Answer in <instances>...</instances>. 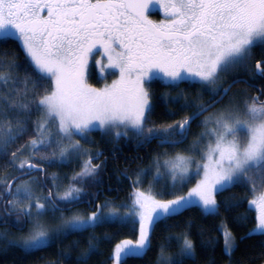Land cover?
<instances>
[{
  "label": "rangeland",
  "instance_id": "374dc122",
  "mask_svg": "<svg viewBox=\"0 0 264 264\" xmlns=\"http://www.w3.org/2000/svg\"><path fill=\"white\" fill-rule=\"evenodd\" d=\"M217 1L222 3V0ZM228 2L232 6L226 9L225 16L235 18L237 29L224 28L213 35L214 40L194 38L187 56L192 54L193 61L200 63V68L186 70L176 64L180 54L176 49L167 48V52L160 51L156 57L148 59L142 55L144 48L134 50L121 39L110 42L112 27L120 32L118 37L124 29H142V26L147 33L153 30L184 31L186 17L190 15L184 0H160L155 7L160 17L147 15L142 19L135 18L121 7V0H0V37L16 39L34 67L53 82L52 91L40 101L39 137L29 142L23 154L41 144L44 138L55 135V127L48 126L52 121L58 134L71 145L70 149L63 150V157L81 168L87 160V152L79 150L76 135L99 130L117 139L141 133L149 108L146 82L159 79L164 83L180 80L206 83L222 70L243 67L249 46L264 43V0ZM114 3L119 5L118 8ZM97 7L101 8L100 11ZM86 9L92 11L88 13ZM102 11L109 17L108 22L102 25L96 19L91 20ZM55 16L65 21L83 18L86 21L79 29L76 25L64 27L67 35L56 38L41 30L43 22L40 23ZM198 22L194 20L193 24L198 27ZM69 34L76 39L72 40ZM165 39L172 47L183 45V36L179 32ZM76 44L87 51L84 63L78 68L75 64L79 59L68 53ZM93 70L100 79L99 85H87L79 79L78 74L89 82ZM198 123L202 129L199 138L188 144L186 153L178 151L155 161L150 168L153 181L159 179L162 185L176 184L179 189L184 188L175 197L165 198L147 190L134 189L129 205H116L102 199L97 201L93 210L76 207L63 211L45 204L48 198L35 176L20 180L14 186L13 202L20 204L29 222L25 232L17 236V243L25 249H34L47 244L58 232L83 229L101 221L134 218L139 223L136 240L123 239L113 249L112 264H119L126 255L145 252L153 223L158 218L177 212L188 204L198 205L205 212H214L215 192L244 179L250 169L264 161V101L241 105L228 101L202 115ZM8 138L0 136L3 142ZM1 140L0 146L3 144ZM91 169L86 167L74 175L85 176ZM78 192V188L69 184L59 188L57 197L70 200ZM249 206L255 211L257 220L253 232L264 233V193H252ZM220 231L224 250L229 255L234 238L223 223ZM183 252L193 254L187 238L183 240ZM172 260L171 255L160 254L157 264H171Z\"/></svg>",
  "mask_w": 264,
  "mask_h": 264
},
{
  "label": "trees",
  "instance_id": "16d2710c",
  "mask_svg": "<svg viewBox=\"0 0 264 264\" xmlns=\"http://www.w3.org/2000/svg\"><path fill=\"white\" fill-rule=\"evenodd\" d=\"M257 62H261V74L256 72ZM76 65L78 68L79 64ZM89 76L88 85L100 84L94 70ZM236 79L239 81L216 106L228 101L236 105L254 102L255 96L264 100V43L249 46L243 67L222 70L210 82L164 83L159 79L146 82L149 108L141 133L117 139L99 130L76 135L79 150L87 152L85 165L79 168L74 161L63 157V150L70 149L71 145L58 134L52 121L48 126L55 127V135L44 138L41 144L23 154L29 142L39 137L40 101L52 91L53 82L34 67L16 39L0 37V136L9 137L5 142L0 139L3 142L0 146V217L12 223L0 227V264H112L116 244L123 239L136 240L137 220L101 221L83 229L58 232L47 244L25 249L16 240L25 232L29 221L19 204L13 202L14 186L20 180L35 176L48 198L45 204L62 207L63 211L76 207L93 210L102 199L116 205H129L134 189L165 198L175 197L184 188L179 189L176 184L162 185L159 179L153 181L150 168L155 161L178 151L186 153L188 144L199 138L201 116L191 124L184 142L162 144L158 140H179L182 137L177 131L180 123L218 98ZM95 156L97 160L93 161L91 169L88 161ZM28 163L42 167L43 174L28 168ZM86 167L92 171L75 177L74 174L81 169L83 172ZM69 184L79 192L70 200H59L57 191ZM254 192L264 193V161L250 169L244 179L215 192L214 212L188 204L155 220L145 252L126 255L119 264H157L160 254L171 255V264H263L264 233L253 232L257 220L249 206ZM24 219L26 226L19 229ZM221 223L234 238L229 255L224 250ZM185 238L191 242V256L183 252Z\"/></svg>",
  "mask_w": 264,
  "mask_h": 264
},
{
  "label": "flooded vegetation",
  "instance_id": "af4514ba",
  "mask_svg": "<svg viewBox=\"0 0 264 264\" xmlns=\"http://www.w3.org/2000/svg\"><path fill=\"white\" fill-rule=\"evenodd\" d=\"M159 1L160 0H158V3ZM228 1L229 0H222V3H220L217 0H184L186 7L190 9V15L186 17L187 19L184 24L187 28H185L184 31H175V32L181 33L183 36V45H180L178 47L176 46L172 47L171 44L167 43L165 39L166 37H168L169 35L175 32H172V31L164 32L161 30H153V31H150V33H147L144 30L143 26H142V29L140 28H137L134 30H131V28L124 29L121 31L122 33V35H120L121 37L117 36V33L120 34V32H118L116 29L114 30L112 27V40L110 42H113L114 40H117V39H121V41L128 43L129 46L134 50L144 48V53L142 55H144L145 58L148 57V59H150L151 57H156L160 53V51L164 50L167 52L168 51L167 48L174 49V50L176 49L180 51L179 58L176 64H178L181 69L186 68L187 70L188 68L192 67L197 70L200 68V63L193 61L191 57L192 54L190 55L191 58L187 56V51L192 50L194 38H205V39L212 38L213 39V35L222 31L224 28L237 29L235 18L233 17L228 18L225 16L226 9L227 8L229 9L232 6ZM114 6L118 8L119 5L117 3H114ZM120 6L123 7L125 10H127L124 5V0H121ZM156 6L157 5H155L151 9V11L141 16H134V17L142 19V18H145L147 15H152V14L160 15L159 14L160 12L158 11V9L157 11L155 10ZM100 9H101L100 7H97L98 11H100ZM91 11L92 10L86 9V12L88 13H90ZM194 15L196 16L194 20L199 21L198 23H200L198 27H196V25L193 24ZM239 17L243 19L242 14H240ZM108 18L109 17L104 15L102 11V12L96 13V15L93 16V18L91 17V20L93 21L97 20L102 25H104L103 22H108L109 21ZM84 21H86L85 18L77 20V21L75 20L65 21L61 17L55 16L54 18L46 19V21L42 20L40 21V23L43 22V24L41 25L43 29L41 30H43L45 33H48L49 36H55L56 38L58 37L61 38L62 36H66L68 33L67 30L65 31L66 27L76 25V28L79 29L82 26H84V24H82ZM145 23L147 22L145 21ZM33 25L39 26L38 23H33ZM109 25L112 26L111 23ZM71 36H72L71 38L72 40L76 39L73 37V35ZM68 41H71V40H68ZM132 42H134V45H132ZM82 49L83 48L81 47V45L76 44L75 47H73L72 50L68 52L69 55L71 56L75 55L77 59L79 58V62H78L79 65H82V62L84 63V60L87 56V51H83ZM181 50H184V52H182ZM58 53H55V54H58ZM176 64L172 66L175 67ZM150 70H154V69H150ZM78 77L83 83L88 85L87 80L84 79L83 76L78 74ZM97 154L100 155L99 151L97 152ZM95 160H97V156L93 157L92 159H89L88 162L91 167L94 166L93 161ZM25 222H27L26 219L23 220V226L18 227V228L19 229L24 228L26 226ZM5 223L12 224L10 221L6 222L5 220H3V218L0 217V227L3 226Z\"/></svg>",
  "mask_w": 264,
  "mask_h": 264
},
{
  "label": "water",
  "instance_id": "95a60500",
  "mask_svg": "<svg viewBox=\"0 0 264 264\" xmlns=\"http://www.w3.org/2000/svg\"><path fill=\"white\" fill-rule=\"evenodd\" d=\"M124 1H125L126 7L128 8V10L133 15H143L144 13L148 12L158 2V0H124ZM260 64H261V62H257L255 65V69H256V72L258 74H261V72H262ZM238 81H239V79H236V80H233L232 82H230L221 91V94L218 96V98H216L214 101H212L211 103L204 106L202 109H200L199 111L195 112L193 115H191L190 117H188L184 121H182V123L178 126V130H177L179 134H182V137L179 140H173L172 141V140H167V139H159L158 141L162 144H179V143L184 142L189 135V130H190L191 124L195 121V119H197L198 117H200L201 115H203L204 113H206L207 111L212 109L218 103H220L225 98V96L228 94V92L231 90V88ZM27 167L32 168L35 171H41L42 174L44 172L42 167L34 166L33 164H28ZM11 186H12V182L9 185L8 193L10 192Z\"/></svg>",
  "mask_w": 264,
  "mask_h": 264
},
{
  "label": "bare ground",
  "instance_id": "6f19581e",
  "mask_svg": "<svg viewBox=\"0 0 264 264\" xmlns=\"http://www.w3.org/2000/svg\"><path fill=\"white\" fill-rule=\"evenodd\" d=\"M8 195H9V194H8ZM8 213H9V212H8ZM8 213H7V214H8Z\"/></svg>",
  "mask_w": 264,
  "mask_h": 264
}]
</instances>
